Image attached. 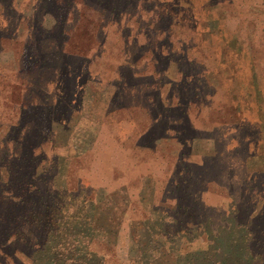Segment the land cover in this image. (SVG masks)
<instances>
[{
    "label": "rangeland",
    "instance_id": "rangeland-1",
    "mask_svg": "<svg viewBox=\"0 0 264 264\" xmlns=\"http://www.w3.org/2000/svg\"><path fill=\"white\" fill-rule=\"evenodd\" d=\"M5 183L61 205L74 258L131 264L137 227L151 257L233 263L264 225V0H0L1 239L34 204Z\"/></svg>",
    "mask_w": 264,
    "mask_h": 264
},
{
    "label": "trees",
    "instance_id": "trees-1",
    "mask_svg": "<svg viewBox=\"0 0 264 264\" xmlns=\"http://www.w3.org/2000/svg\"><path fill=\"white\" fill-rule=\"evenodd\" d=\"M186 29H193V26L187 24L180 25ZM70 53V52H69ZM16 184V183H15ZM11 185V183H5V186H13L16 190V194L19 195V200L12 206H23L27 201L24 195H28L32 198L33 205H30L29 210L26 213L20 214L17 219V223L22 224L26 222L28 224V229L22 230L20 233L8 231L3 238H0V264L1 258H4L8 254L11 260H17L16 252L19 250L20 253L26 254L28 260L32 262H37L39 264H103L102 260H97L92 262L93 255L90 254V259L87 262L82 257L74 258L75 254L73 253L77 248L73 243H69L65 239H58L60 237L61 228L60 220L63 217L61 215V205L59 204L57 208L52 209L49 205V195L42 197H35L33 194H26V189H21L19 191L18 185ZM25 188V185L23 186ZM31 188V185H30ZM7 201L5 197L2 198ZM12 200L7 202L8 205H11ZM20 208V207H19ZM19 209L16 211L18 213ZM59 211V212H58ZM64 213V209L62 210ZM252 213L248 214V218L244 222H238L244 225L245 231L248 234H241L236 238V233L231 229L233 236L235 238V244H237L238 250L240 253L234 257V261L231 264H264V225L260 227V234L254 228L249 234V227L254 223V220H258L263 217V211L254 215ZM254 218V220H253ZM99 218H94L92 221V229L96 232V236L104 241V244L108 247H113L116 242V238L119 232V225L114 227H109V225L104 226L99 223ZM248 221H250L248 223ZM49 223V228H53L56 232L55 235L47 237L48 227L46 226ZM1 226L7 225V228L11 230L12 222H8L3 218L0 221ZM57 227V228H55ZM247 227V228H246ZM37 233L38 236H34L33 233ZM262 236V237H261ZM1 237V234H0ZM131 240L133 241L131 245V255L128 258V261L131 264H141L143 261L141 258L145 255L148 256V262L142 264H177L175 255L169 252L166 248L161 247L160 251L154 257L149 255L150 250H155V239L151 231L145 230V233H139L137 227H131L130 233ZM33 240L40 242L38 245L33 246ZM61 240V241H59ZM87 248V244L86 247ZM9 259V260H10ZM15 260V261H16ZM19 262V261H18ZM23 264L22 262H19ZM209 264H230L227 262H222L218 257L208 258Z\"/></svg>",
    "mask_w": 264,
    "mask_h": 264
}]
</instances>
